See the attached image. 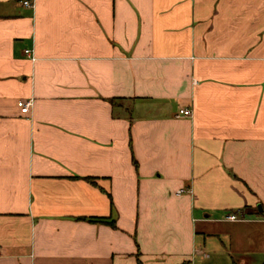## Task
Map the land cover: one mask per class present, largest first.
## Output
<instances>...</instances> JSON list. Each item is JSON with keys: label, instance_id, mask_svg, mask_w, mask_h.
<instances>
[{"label": "crops", "instance_id": "obj_1", "mask_svg": "<svg viewBox=\"0 0 264 264\" xmlns=\"http://www.w3.org/2000/svg\"><path fill=\"white\" fill-rule=\"evenodd\" d=\"M263 263L264 0H0V264Z\"/></svg>", "mask_w": 264, "mask_h": 264}, {"label": "built area", "instance_id": "obj_2", "mask_svg": "<svg viewBox=\"0 0 264 264\" xmlns=\"http://www.w3.org/2000/svg\"><path fill=\"white\" fill-rule=\"evenodd\" d=\"M22 4L24 6H27V7H32V3L29 2V1H23ZM24 53L27 56H29V54H31V51L25 50ZM32 105H33L32 100H27V101L20 100V101L17 102V107H18L20 113L23 114L24 116H27V117L29 115H31ZM179 116L189 117V116H191V111L185 110V109L180 110L179 111ZM181 192L182 191H180L179 193H181ZM227 219L230 220V221H234V220H236V217H235V215H230V216L227 217Z\"/></svg>", "mask_w": 264, "mask_h": 264}, {"label": "trees", "instance_id": "obj_3", "mask_svg": "<svg viewBox=\"0 0 264 264\" xmlns=\"http://www.w3.org/2000/svg\"><path fill=\"white\" fill-rule=\"evenodd\" d=\"M90 221H97V220H95V219H89ZM110 225H112L113 226V222L112 223H110ZM264 264V263H263Z\"/></svg>", "mask_w": 264, "mask_h": 264}]
</instances>
